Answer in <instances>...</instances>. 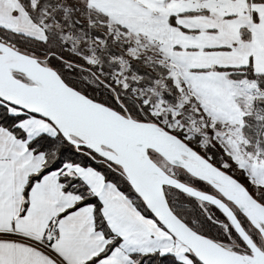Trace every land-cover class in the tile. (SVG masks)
Listing matches in <instances>:
<instances>
[{
  "label": "snow or ice",
  "instance_id": "snow-or-ice-1",
  "mask_svg": "<svg viewBox=\"0 0 264 264\" xmlns=\"http://www.w3.org/2000/svg\"><path fill=\"white\" fill-rule=\"evenodd\" d=\"M0 264H264V0H0Z\"/></svg>",
  "mask_w": 264,
  "mask_h": 264
}]
</instances>
